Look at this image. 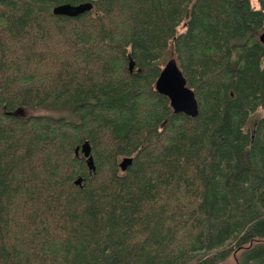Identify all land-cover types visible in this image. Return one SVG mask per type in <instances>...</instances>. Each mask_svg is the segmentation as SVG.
<instances>
[{
  "label": "trees",
  "instance_id": "1",
  "mask_svg": "<svg viewBox=\"0 0 264 264\" xmlns=\"http://www.w3.org/2000/svg\"><path fill=\"white\" fill-rule=\"evenodd\" d=\"M257 1L0 0V264H264Z\"/></svg>",
  "mask_w": 264,
  "mask_h": 264
},
{
  "label": "water",
  "instance_id": "2",
  "mask_svg": "<svg viewBox=\"0 0 264 264\" xmlns=\"http://www.w3.org/2000/svg\"><path fill=\"white\" fill-rule=\"evenodd\" d=\"M93 8L90 1L82 2L77 5L62 4L54 7L53 13L55 15H64L69 17H76ZM260 42L264 45V32L259 37ZM129 69H134V62L131 61ZM156 91L166 96L174 113H182L186 116L195 118L199 112V105L194 92L187 86L186 79L177 65L174 58L169 59L163 69L161 70L156 83ZM76 154L82 153L86 159L87 165L91 170H95L93 157L91 155V147L88 142H85L75 150ZM132 163V158H124L120 163V168L125 171L126 168ZM76 184H81V179L76 181Z\"/></svg>",
  "mask_w": 264,
  "mask_h": 264
},
{
  "label": "rangeland",
  "instance_id": "3",
  "mask_svg": "<svg viewBox=\"0 0 264 264\" xmlns=\"http://www.w3.org/2000/svg\"><path fill=\"white\" fill-rule=\"evenodd\" d=\"M252 6L255 8H259V4L257 0H252ZM25 115H38V114H46V115H58V113L47 111V110H36V111H25ZM263 114V111L259 110L256 114L253 115L252 121L259 118ZM225 264H232L230 261H228Z\"/></svg>",
  "mask_w": 264,
  "mask_h": 264
},
{
  "label": "bare ground",
  "instance_id": "4",
  "mask_svg": "<svg viewBox=\"0 0 264 264\" xmlns=\"http://www.w3.org/2000/svg\"><path fill=\"white\" fill-rule=\"evenodd\" d=\"M128 157V156H127Z\"/></svg>",
  "mask_w": 264,
  "mask_h": 264
}]
</instances>
